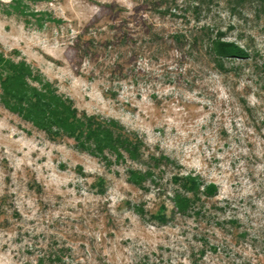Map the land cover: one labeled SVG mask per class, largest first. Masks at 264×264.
<instances>
[{"label": "rangeland", "instance_id": "obj_1", "mask_svg": "<svg viewBox=\"0 0 264 264\" xmlns=\"http://www.w3.org/2000/svg\"><path fill=\"white\" fill-rule=\"evenodd\" d=\"M263 7L0 0L4 59L143 142L139 158L92 152L10 109L0 80V264H264ZM214 39L246 57L219 67ZM185 177L216 191L182 214Z\"/></svg>", "mask_w": 264, "mask_h": 264}, {"label": "trees", "instance_id": "obj_2", "mask_svg": "<svg viewBox=\"0 0 264 264\" xmlns=\"http://www.w3.org/2000/svg\"><path fill=\"white\" fill-rule=\"evenodd\" d=\"M211 44L210 51L219 67H224L225 57H246L243 49L234 42L214 39ZM4 72L5 76H3ZM32 73L30 66L26 63L11 62L0 54V80L6 83L5 87L11 92L9 95L15 101L10 109L23 115H31V119L46 131H51L52 127L61 130L55 134L66 133L80 145H89L92 152L108 148L111 152L118 154L119 158L121 151L136 158L143 156V142L137 135L128 133L113 120L102 121L78 112L70 101L56 93L47 82L42 84V88L31 85L28 79ZM201 187L202 183L196 177L180 179L179 188L173 196L175 206L180 213L186 214L198 206L202 194L205 193L207 196L215 194V184L205 187L204 190ZM162 207L163 210L153 214V217L160 222H165L169 215L166 207Z\"/></svg>", "mask_w": 264, "mask_h": 264}]
</instances>
